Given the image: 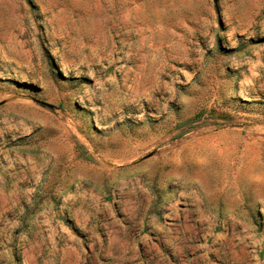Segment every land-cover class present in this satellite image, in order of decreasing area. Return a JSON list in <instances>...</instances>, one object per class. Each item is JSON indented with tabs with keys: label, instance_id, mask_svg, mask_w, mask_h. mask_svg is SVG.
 I'll use <instances>...</instances> for the list:
<instances>
[{
	"label": "rangeland",
	"instance_id": "374dc122",
	"mask_svg": "<svg viewBox=\"0 0 264 264\" xmlns=\"http://www.w3.org/2000/svg\"><path fill=\"white\" fill-rule=\"evenodd\" d=\"M184 138L226 186L264 169V0H0V264H161L149 223L91 221L66 193L83 176L163 198ZM120 221L136 239L110 244Z\"/></svg>",
	"mask_w": 264,
	"mask_h": 264
},
{
	"label": "crops",
	"instance_id": "0c3cea01",
	"mask_svg": "<svg viewBox=\"0 0 264 264\" xmlns=\"http://www.w3.org/2000/svg\"><path fill=\"white\" fill-rule=\"evenodd\" d=\"M180 144L182 152L175 143L168 150L166 183L169 188L163 198L147 189L110 191L94 178L83 176L72 180L74 187L67 191L66 197L76 202L80 210L86 204L87 218L91 221V216L104 212V209L110 214L111 208L117 206L137 224L138 229L149 223L151 232L143 231L141 235L136 232L139 238L134 236L128 240L127 225L120 221L117 233L110 230L108 242L113 244L118 239L120 244L126 245L141 237L146 241L148 234L154 242L163 237L165 248H157L164 257L161 264H238V258L234 257L238 251H245L250 256V264H264V231L258 232L260 226L257 225L258 222L264 225V169H252L246 176H241L238 169L230 185L226 186L228 180L225 177L219 179L217 174L207 172L205 156L201 157L196 150V146L200 149L202 142L184 138ZM186 147L190 150L184 151ZM100 156L101 164L91 167L105 173V157L103 154ZM123 165L125 163L118 164L120 169H124ZM188 166H198L199 172L203 170L204 173L190 176ZM107 174H110L109 170ZM208 174L213 182L209 185L206 183ZM130 176L120 174L115 184L130 180ZM241 177L252 195L251 204L244 202L242 193L238 191ZM176 183L178 187L174 188ZM227 241L233 242L234 255L222 253L218 256L219 248ZM119 259L125 262V254L119 253Z\"/></svg>",
	"mask_w": 264,
	"mask_h": 264
}]
</instances>
